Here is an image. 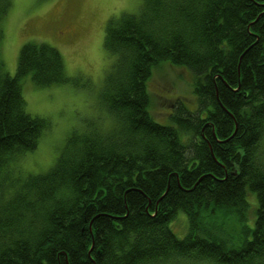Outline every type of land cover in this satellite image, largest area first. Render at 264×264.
<instances>
[{
    "label": "trees",
    "instance_id": "trees-1",
    "mask_svg": "<svg viewBox=\"0 0 264 264\" xmlns=\"http://www.w3.org/2000/svg\"><path fill=\"white\" fill-rule=\"evenodd\" d=\"M104 47L109 126L72 133L45 174L10 168L49 128L26 112L21 80L67 84L63 57L29 43L15 76L0 74V264H264V0H143L107 23ZM162 63L192 73L197 101L177 99L170 126L149 111Z\"/></svg>",
    "mask_w": 264,
    "mask_h": 264
},
{
    "label": "rangeland",
    "instance_id": "rangeland-1",
    "mask_svg": "<svg viewBox=\"0 0 264 264\" xmlns=\"http://www.w3.org/2000/svg\"><path fill=\"white\" fill-rule=\"evenodd\" d=\"M143 0H10V8L0 23V74L15 76L19 54L29 43L47 44L63 57L67 84L40 88L31 75L21 80L26 112L49 123L35 151L10 165L14 176L26 178L47 173L59 157L72 133H84L98 120L109 126L101 93L114 58L104 47L107 23L123 15L140 12ZM150 114L162 125L172 124L170 113L177 99L191 110L197 107L194 78L184 68L162 63L152 69L147 82ZM252 205L248 227H254L257 198L248 195ZM256 202V206H255ZM232 220V231H241ZM179 238L188 232L187 216L179 213L172 223ZM205 264V263H204Z\"/></svg>",
    "mask_w": 264,
    "mask_h": 264
}]
</instances>
